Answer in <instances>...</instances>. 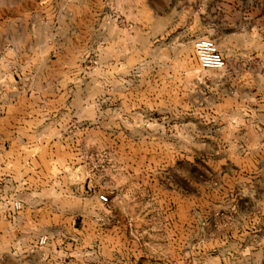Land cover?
<instances>
[{
    "label": "rangeland",
    "instance_id": "1",
    "mask_svg": "<svg viewBox=\"0 0 264 264\" xmlns=\"http://www.w3.org/2000/svg\"><path fill=\"white\" fill-rule=\"evenodd\" d=\"M8 105L0 264H264V0H0Z\"/></svg>",
    "mask_w": 264,
    "mask_h": 264
},
{
    "label": "crops",
    "instance_id": "2",
    "mask_svg": "<svg viewBox=\"0 0 264 264\" xmlns=\"http://www.w3.org/2000/svg\"><path fill=\"white\" fill-rule=\"evenodd\" d=\"M11 108L8 105V110L0 113V170L14 163L17 150L32 147L31 142L24 137L29 134L26 112L17 114L14 110L11 111ZM58 262L61 263L62 260Z\"/></svg>",
    "mask_w": 264,
    "mask_h": 264
},
{
    "label": "built area",
    "instance_id": "3",
    "mask_svg": "<svg viewBox=\"0 0 264 264\" xmlns=\"http://www.w3.org/2000/svg\"><path fill=\"white\" fill-rule=\"evenodd\" d=\"M196 54L199 64L202 69L222 71L226 68V60L217 48V45L211 39H202L195 44ZM100 201L103 203H108L109 199L107 196L103 195L100 197ZM10 209L14 212L22 210L21 202H14L9 205ZM48 241L47 237L40 239L39 244L45 245Z\"/></svg>",
    "mask_w": 264,
    "mask_h": 264
}]
</instances>
